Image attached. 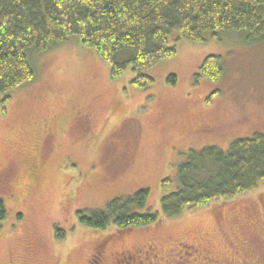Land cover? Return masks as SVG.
Listing matches in <instances>:
<instances>
[{"label": "rangeland", "instance_id": "obj_1", "mask_svg": "<svg viewBox=\"0 0 264 264\" xmlns=\"http://www.w3.org/2000/svg\"><path fill=\"white\" fill-rule=\"evenodd\" d=\"M177 37L175 55L143 71L144 89L129 66L112 80L74 36L30 56L34 79L4 109L0 95V264H264V184L178 218L160 211L161 182L189 150L264 133V41ZM207 56L220 58L217 80L195 77ZM140 190L155 225L93 230L76 220Z\"/></svg>", "mask_w": 264, "mask_h": 264}, {"label": "trees", "instance_id": "obj_2", "mask_svg": "<svg viewBox=\"0 0 264 264\" xmlns=\"http://www.w3.org/2000/svg\"><path fill=\"white\" fill-rule=\"evenodd\" d=\"M173 32L192 43L226 34L243 35L247 44L264 41V0H0L1 106L4 109L12 90L34 79L31 55L71 36L108 64L112 80L129 66L136 73L132 86L147 88L152 79L143 71L175 55L168 45ZM222 72L220 58L207 56L195 77L214 81ZM167 81L175 84L176 79L170 76ZM174 180L161 182L168 190L160 199L166 219L228 203L258 188L264 184V133L236 139L226 150H189ZM147 198L148 191L140 190L111 200L102 211H77L75 217L93 230L148 227L160 216L145 209ZM5 217L0 200V222ZM64 236L54 227L55 239Z\"/></svg>", "mask_w": 264, "mask_h": 264}, {"label": "flooded vegetation", "instance_id": "obj_3", "mask_svg": "<svg viewBox=\"0 0 264 264\" xmlns=\"http://www.w3.org/2000/svg\"><path fill=\"white\" fill-rule=\"evenodd\" d=\"M31 174V173H30ZM150 247V246H149ZM151 248V250L153 251V246H151L150 247ZM93 259V258H92ZM94 260H95V262L97 263L98 262V260H99V258H98V256H94Z\"/></svg>", "mask_w": 264, "mask_h": 264}]
</instances>
